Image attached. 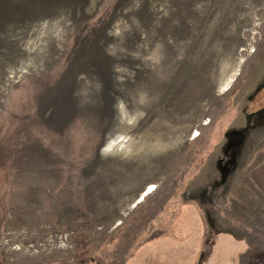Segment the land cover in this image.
<instances>
[{
	"label": "rangeland",
	"instance_id": "1",
	"mask_svg": "<svg viewBox=\"0 0 264 264\" xmlns=\"http://www.w3.org/2000/svg\"><path fill=\"white\" fill-rule=\"evenodd\" d=\"M262 83L264 0H0V264L264 263Z\"/></svg>",
	"mask_w": 264,
	"mask_h": 264
},
{
	"label": "crops",
	"instance_id": "2",
	"mask_svg": "<svg viewBox=\"0 0 264 264\" xmlns=\"http://www.w3.org/2000/svg\"><path fill=\"white\" fill-rule=\"evenodd\" d=\"M252 178L264 193V161L260 162L258 165L255 166L252 172ZM260 264L264 263L261 262Z\"/></svg>",
	"mask_w": 264,
	"mask_h": 264
},
{
	"label": "trees",
	"instance_id": "3",
	"mask_svg": "<svg viewBox=\"0 0 264 264\" xmlns=\"http://www.w3.org/2000/svg\"><path fill=\"white\" fill-rule=\"evenodd\" d=\"M264 87V83H262L261 85H259V87L257 88V90L255 91V96L257 95V93L260 91V89H262ZM259 111H261V110H259ZM258 111V112H259ZM259 263H261V262H259Z\"/></svg>",
	"mask_w": 264,
	"mask_h": 264
}]
</instances>
